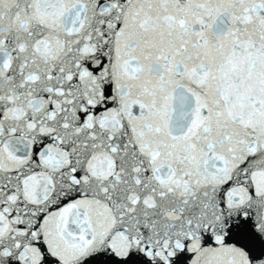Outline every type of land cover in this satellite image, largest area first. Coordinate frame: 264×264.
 I'll list each match as a JSON object with an SVG mask.
<instances>
[{"label": "water", "instance_id": "obj_1", "mask_svg": "<svg viewBox=\"0 0 264 264\" xmlns=\"http://www.w3.org/2000/svg\"><path fill=\"white\" fill-rule=\"evenodd\" d=\"M0 264H264V0H0Z\"/></svg>", "mask_w": 264, "mask_h": 264}]
</instances>
